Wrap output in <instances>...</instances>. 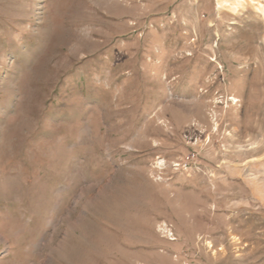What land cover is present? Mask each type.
I'll list each match as a JSON object with an SVG mask.
<instances>
[{"label": "rangeland", "instance_id": "1", "mask_svg": "<svg viewBox=\"0 0 264 264\" xmlns=\"http://www.w3.org/2000/svg\"><path fill=\"white\" fill-rule=\"evenodd\" d=\"M263 9L0 0V264H264Z\"/></svg>", "mask_w": 264, "mask_h": 264}, {"label": "bare ground", "instance_id": "2", "mask_svg": "<svg viewBox=\"0 0 264 264\" xmlns=\"http://www.w3.org/2000/svg\"><path fill=\"white\" fill-rule=\"evenodd\" d=\"M220 4H221V3H220ZM220 4H219V5H220ZM263 10H264V9H263Z\"/></svg>", "mask_w": 264, "mask_h": 264}]
</instances>
